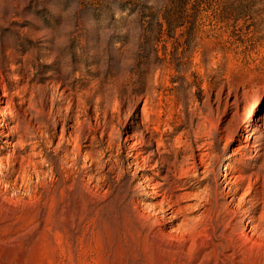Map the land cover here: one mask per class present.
<instances>
[{"label": "rangeland", "instance_id": "374dc122", "mask_svg": "<svg viewBox=\"0 0 264 264\" xmlns=\"http://www.w3.org/2000/svg\"><path fill=\"white\" fill-rule=\"evenodd\" d=\"M263 191L264 0H0V264H264Z\"/></svg>", "mask_w": 264, "mask_h": 264}, {"label": "bare ground", "instance_id": "6f19581e", "mask_svg": "<svg viewBox=\"0 0 264 264\" xmlns=\"http://www.w3.org/2000/svg\"><path fill=\"white\" fill-rule=\"evenodd\" d=\"M256 189H257V187H253V191L255 192L256 191ZM264 192V191H263ZM222 199H224V197H222ZM262 200V202L264 201V193L262 194V197H260L259 199H258V201H261ZM203 207H204V212H208V214H210L209 215V217H210V219H208V222L205 224V225H210L211 226V228H212V230H213V233H214V235L216 234V232L219 230V229H221L222 230V228H224V230H229V229H231V233H230V236L231 237H233V235H237V231L240 229L239 227V223L237 222L236 223V217L238 216V213H239V208L238 209H232V210H230L229 209V205H225L224 204V202L222 201L221 202V200H220V198H219V195H217V194H214L213 196H212V198L210 197L208 200H207V202L205 203V204H203L202 205ZM232 213H234L235 214V216H234V218H233V220H232V222H229L228 224H226V225H224L225 223L223 222L224 221V219H225V217H223V215H225V214H228V215H230V214H232ZM264 214V213H263ZM214 215L216 216L215 218H214ZM262 217V216H261ZM238 218V217H237ZM223 219V221L221 222V220ZM262 219V222L259 224V226L258 227H256V229L258 228H260L261 229V232H260V235L258 236V237H260V238H262L263 237V233H264V216L261 218ZM234 221H235V223H234ZM201 225V224H200ZM206 230L208 229L206 226L204 227ZM196 230V229H195ZM204 230V229H203ZM212 230H211V232H212ZM256 231V230H255ZM201 232V231H200ZM200 232H199V234H200ZM224 231H222V233H223ZM209 233H210V231H209ZM246 233V232H245ZM253 233H256V232H254L253 231ZM239 234V233H238ZM241 234V233H240ZM206 235V234H205ZM210 235V234H209ZM209 235H206L205 236V239H204V241L206 240L207 241V244L208 243H210L212 240H213V238L211 237V236H209ZM254 234H252V236H253ZM216 236V235H215ZM248 236V235H247ZM251 236V235H250ZM251 236V237H252ZM262 236V237H261ZM214 237V236H213ZM244 237H246V235H244ZM250 237V238H251ZM253 238V237H252ZM251 238V239H252ZM260 238H258V239H255V241H254V245L255 246H257V248H259V246L261 245V243L259 242V240H260ZM245 239V238H244ZM243 239V240H244ZM231 238H229L228 237V241L229 242H227V245L226 246H222V249H223V247H227V246H232V243H231ZM213 243V242H212ZM222 243V242H221ZM248 243V242H247ZM215 244V243H214ZM213 244V245H214ZM243 244V243H242ZM211 245V244H210ZM250 245V244H249ZM246 246V245H245ZM262 246V245H261ZM230 248V247H229ZM227 249V248H226ZM260 249H261V247H260ZM224 250V249H223ZM232 250H233V248H232Z\"/></svg>", "mask_w": 264, "mask_h": 264}]
</instances>
